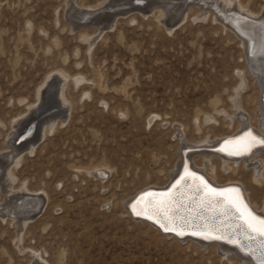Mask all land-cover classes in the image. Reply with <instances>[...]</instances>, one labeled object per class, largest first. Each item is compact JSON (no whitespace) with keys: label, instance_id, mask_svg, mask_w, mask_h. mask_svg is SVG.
I'll return each instance as SVG.
<instances>
[{"label":"rangeland","instance_id":"rangeland-1","mask_svg":"<svg viewBox=\"0 0 264 264\" xmlns=\"http://www.w3.org/2000/svg\"><path fill=\"white\" fill-rule=\"evenodd\" d=\"M103 1L0 0V157L7 158L0 168V264H33L40 256L48 264H244L214 243L162 234L126 207L139 188L168 183L185 145L216 140L239 117L258 122L257 78L245 38L231 25L234 6L221 20L212 6L190 2L182 10L173 1L183 16L174 26L157 19L166 13L158 6L101 28L79 19L81 8ZM236 1L264 10V0ZM56 72L64 75L53 83L61 95L27 115L24 127L35 126L36 139L15 142L13 151L9 135L18 129L11 122L24 118L40 85ZM55 105L59 115L44 113L56 112ZM232 114L239 116L230 123ZM201 147L192 148L191 161L209 169ZM211 161L217 180L242 181L264 205V181L253 190L251 172H222L214 155ZM7 175L14 194L4 185ZM20 192L40 193L42 201L32 218L19 221L8 212Z\"/></svg>","mask_w":264,"mask_h":264},{"label":"bare ground","instance_id":"bare-ground-1","mask_svg":"<svg viewBox=\"0 0 264 264\" xmlns=\"http://www.w3.org/2000/svg\"><path fill=\"white\" fill-rule=\"evenodd\" d=\"M119 1L120 0H104L102 2V4L100 3L99 5H96L94 7H88L85 9L81 8L80 10L83 11L84 13H83V17H81L79 19L80 20L82 19L81 20L82 22L85 20H89V19H92L96 22L98 21V23L101 24L100 25V28H101L103 26L102 24L108 22V19L110 17L109 14L112 15V13H114L113 12L114 4L116 2H119ZM131 1L135 2L137 5H145L147 3L148 4L151 3L152 5H154V7L158 6V7L163 8V10L166 11L165 16L167 15V17L165 19L162 18L161 20L157 17V19L159 21H161L163 23V25L165 24V22H169V21L176 22L177 20H180L181 18H183V16H181V13L179 11L177 12V10L179 9V8H177V5L173 6L175 4V3L173 4V1L174 2L178 1L179 7L182 6V10L190 2H194V3L199 4V5L201 4L204 7L207 5L212 6L213 7L212 9L214 10V12H216L218 14V16L220 17L221 20H223V19L221 18L220 15H223V16H225V18H227V16H226L227 12H229L231 10L230 8L232 6H234L233 10H231V11H235L238 14V17L233 19L236 24H234V23L231 24V25H233L232 27L234 28V29L233 28L232 29L235 30L237 32V34H239V36L245 38L242 40L243 41V47H244V51L246 53L247 61L249 62V68L253 71V73H255L254 77L257 78L258 89H259V101H258V108H257V113H256L257 118H258V122L256 124L251 123L249 120H246L244 117H241V118L239 117L234 129L231 130V132H224V133L219 134L218 138L216 140L209 142V143L206 141V142H203L201 144H196V145H193V144L192 145H189V144L185 145L184 146V152H182L183 150L180 152V159L176 163V165L173 167V170L170 172L169 177L166 181L169 183L170 180H172V178L174 176H176V174L180 170L182 160L187 159V160H189L190 165L189 166H187V165L183 166L182 172L186 174V177L180 181L179 185L175 188H173V186H172L169 190H167L165 192H158V193L157 192H150V191L143 192V191H145L149 188H164L168 185V183L164 184L162 187H158V186L156 187V186H152V185L151 186H143L142 188H139L138 190H136V192L133 194V196L128 199L127 204L129 203V201L132 198H134V196L139 194L136 197V199H134L131 203L128 204V207L126 204L127 210L130 214L137 215L136 213L139 212V213H141L140 215L147 217V218L149 215H152L153 218L150 220L157 222V219H159L160 225L164 224L168 228H174L176 232L190 231L193 233H198L204 238H205V234H207L211 237H220L221 239H225L226 241L230 242L233 245H229V244H226L223 242H210V243H214L219 248L226 250V252L227 251L233 252L238 258H240L243 261L245 260L244 264H254L253 262H256L258 260V258L261 255H263L262 252H264V248H263L264 244H262V243H264V238H263V240L260 239L262 241H260L258 238H256V240H254L251 243L250 240L246 239V237H247L246 235H241V237H244V239H242V241H238V239L236 238L235 235L232 237H229V236H226L224 234L218 233L216 230V228L219 225L218 223H213V225H209V221L202 220L200 222L201 225H199V224H197L199 222V220L196 219V222H194L196 224H192L191 216L194 214L195 211L199 210L200 206H203V207H205L204 205L218 206L220 199L222 197L217 198L216 200L212 201L211 203H209V202H204L205 204L201 203L202 191L197 190V185H199L200 181L193 179V176H195V177H198V176H196V174L191 172L190 170H195L197 172L204 174L208 178V180L216 186L227 185V184H234V185L238 186L241 190V193L243 195V199L245 200V202L253 210H255L258 214L264 216V205L262 204V206H259L253 201V199L251 198L250 193H249V188L242 181L233 180L232 178H229V175L223 181L217 180V178L215 177L216 176L215 172H213V170L215 169V165H214V162L211 161V156L214 155L216 161L219 163V169L222 172L226 171V170H231V172H234L235 170H237L238 167H241L242 170L251 172V175H252L251 180H253V182H254L253 184H255V187H252V189L257 191V190H259L258 186H259L260 182L264 181V159L262 158V156L264 155V146L256 148L249 156L241 157V158H227V157H224V156L217 154L215 152L203 150V151H201L202 160H204L205 163H209V166H210L209 169H206V167L203 165V163L201 165H198V164L196 165V163H193L191 161V156H192L191 150H193L192 149L193 147L196 148V147L206 146V147H201L202 149H204V148L206 149V148L216 144L223 137L233 135V134H235V133H237V132H239V131L247 128V127L250 128V131L247 133L246 132L243 133L240 137L241 141L243 138L244 142H239V140H236V142H234L230 145H227V147H224L223 151L228 152L230 154H236V153L244 152L246 149H248L247 148L248 142H251L252 138H255V141H258L255 134L260 135L264 139V38L262 40L259 37L260 32H262V34L264 35V10L261 11V13H260V10L252 11V10L248 9L247 7H244L243 5H241L240 2L236 1V0H131ZM68 5H69V2H68ZM70 6L71 5H69V7ZM171 6H173V8H175L177 16L173 15V14H175V10L173 8H172L173 10H171ZM154 7L150 10V12H152ZM74 8H75V6H74ZM94 12H96L95 15H93ZM172 12H174V13L171 14ZM143 13L144 12H142V14ZM145 14H149V13H145ZM112 17H113L112 20H114L116 16H112ZM105 18L107 20H105ZM196 18H203V17L202 16L201 17H195L194 19H196ZM242 21L245 23L243 25L242 31H240L238 28L240 27ZM172 22H169V23L172 25ZM253 25L257 26L258 31L253 32V30H252ZM164 26H166V25H164ZM167 30H171V29L168 28ZM261 43H263V45ZM259 44L261 46H257ZM61 75L63 76V80H64V75L61 72L48 74L46 79L44 78L45 80L43 81V83L40 85V87L37 90L36 103L33 102L28 106V109H27L28 113L26 112L27 113L26 115L24 113V115H25L24 118H18V119H15L11 122L12 128L16 127L18 129V131L16 133L9 135V136H11L10 144L12 145L13 151L17 150V146L15 147L14 144H15V142H17L18 136L21 135L24 131H26V132L32 131V133L28 134V136L24 137L22 140H20L17 143H21V144L22 143H28L31 141V139H36V133L37 132L34 131V129L36 127L35 126L30 127L31 123L27 127H24V124L27 123V121H29L28 120L29 116H27V115L29 114L30 116H32V113H33V115L36 114L37 112L39 113V111L42 107L43 108L47 107L46 101L51 96V94H49L50 89L55 88L53 83H55L56 80L59 79V76L61 78ZM242 88H244V78L241 77V83L235 89V97L236 98H234V106L237 109L239 108L237 97L240 95ZM53 93L55 94V98H56L57 95H59V96L61 95V89L59 88L58 90H56V88H55V92H53ZM63 104H65V103H63ZM55 107L57 108V107H59V105H55L54 108ZM242 108L243 107H241V109ZM44 113L47 115H50V114H58L59 115V113H61V112L59 111V108H58L56 110V112L49 113L47 111L46 112L44 111ZM44 113H40L38 116H40L41 114H44ZM63 116H64V114H63ZM234 116H236V115L232 114L228 117V118H230V120H229L230 123H231V120ZM237 116H239V115H237ZM61 118L64 119L62 116H61ZM42 124H44V122ZM48 130H49V128H48ZM43 132H45V131L43 130ZM43 134L42 133L39 134L38 140H40L43 137ZM28 137H31V138L28 139ZM34 141H36V140H34ZM252 145H255V143H253ZM31 149H33V146L31 147ZM0 158H1V161H0V165H1L0 168H1V167H3L2 163L5 162L7 158H4L3 155ZM19 160H20V158L17 159V161L15 163H18ZM4 172H6V169H4ZM97 173H99L100 174L99 176H101L102 174H104V170L98 168ZM11 182H12V176L7 175L5 177L4 185L9 186V185H11ZM4 188H3V190H4ZM9 188L11 190V186H9ZM224 191H228L231 193V195L239 197L238 193L232 188L225 189ZM4 192H5V190H4ZM141 192H143V193H141ZM14 193L15 192L13 190H11L10 194H14ZM17 195L19 197L16 199L15 202H13L14 204L11 205L12 207L9 208L10 211L8 212V214L11 217V219L20 221V220H23V219H21V217L25 218L24 216H28V215L33 216L39 211V206H41L40 204L42 201V197H41L40 193H23V194H21V192H20ZM162 197L169 198V206L171 208V212L169 213V216L172 217L171 220H166L162 216L157 217L153 214V210H152L150 205ZM193 197H195V198H193ZM20 201H22V202H20ZM18 202H20V203H18ZM26 208L31 210V211L28 210V211H25V212L18 214V211L19 212L21 210L23 211V209L25 210ZM2 210H1V212H2ZM7 211H8V209H7ZM29 218H32V217H29ZM174 219H177L176 225L174 224L175 222H172V220H174ZM24 220L25 221H23L24 222L23 224H25L27 222L26 219H24ZM146 222H148V221H146ZM183 222H185V223H183ZM179 223H181V225H183V226L182 227L179 226ZM177 225H178V227H176ZM191 225H193V227ZM183 227H185L186 229H183ZM213 230H216V231H213ZM198 243H201V242H198ZM246 253H248V254H246ZM34 262L35 263H33V264H43L42 262L48 264L46 262V260H44L41 256L38 259L35 258Z\"/></svg>","mask_w":264,"mask_h":264},{"label":"water","instance_id":"water-1","mask_svg":"<svg viewBox=\"0 0 264 264\" xmlns=\"http://www.w3.org/2000/svg\"><path fill=\"white\" fill-rule=\"evenodd\" d=\"M113 7H114L113 8L114 13H112V15L109 14L110 17L108 19V22H110L113 19L112 16H116V17L123 16L127 13L134 11V10L144 12V13H149L150 10L154 7V5H152L151 3L150 4L147 3L145 5H137L135 2H132L131 0H120L119 2H116ZM95 14H96V12L93 13V15H95ZM166 17H167V15L163 18L165 19ZM85 21H89L91 24H97L92 19L85 20ZM176 22H172V25L174 26ZM80 23H82V22H80ZM165 23H166V25L170 24L169 22H165ZM53 92H55V88L50 89V92H49V94H51L52 97H55V94ZM57 109H58V107H57ZM249 131H250V128L247 127V128H245V129H243V130H241V131H239L233 135L223 137L216 144L206 148V150L211 151V152H215V153L220 154V155L227 157V158H241V157L249 156L256 148L264 146V143H259V141H264V139L258 134H255V136L258 139V141L255 143V145H252L250 148L247 147L248 149H246L244 152H240V153H236V154H230L228 152L223 151L224 147H227V145H230V144L236 142V140H239V142H241V139H240L241 135L243 133H245V132L247 133ZM30 133H32V131L31 132L24 131L21 135L18 136L17 142L22 140L24 137L28 136V134H30ZM183 150H184V148H183ZM184 165L189 166L190 165L189 160H187V159L182 160V164H181L179 172L176 174V176H174L172 178V180H170V182L168 183V185L166 187H164V188H149L143 192H146V191L157 192V193L158 192H165V191L169 190L172 186H173V188L177 187L179 185L180 181L186 177V174L182 172ZM190 171L195 173L196 176H198L199 178H202L211 188L216 189L217 191L222 192L225 189H229V188L234 189L238 193L240 200L243 202L244 205L247 206L248 210L252 213V215L255 217H258L259 219H264V216L258 214L255 210H253L245 202V200L243 199V195L241 193V190L238 186H236L234 184L216 186V185L212 184L204 174L197 172L195 170H190ZM143 192H141V193H143ZM138 195L139 194L134 196V198H132L129 201V203H131L134 199H136V197ZM193 198H195V197H193ZM218 198H221V197H218ZM128 204H127V207H128ZM223 204H224V200H223V198H221L218 206H208V205H204L205 207L200 206L199 210L197 209L198 211H195L194 214L191 216L192 224H196V223H194V222H196V219L199 220V222L197 223L199 225H201V223H200L201 220H207V221H209V225H213V223L219 224L218 227L216 228L218 233L224 234V235L229 236V237H232L235 235L236 238L238 239V241H242V239H244V237H241V235H246L247 236L246 239L250 240L251 243L254 240H256V238H258L259 240L260 239L263 240L264 235H262L258 232H253L250 229H248L247 226L245 225V223L242 221V219L239 218V213L233 208L222 207ZM130 216L132 218H135V219L146 220L154 228H156L160 233L175 236L176 238L181 239V240L182 239H191V240L196 241V242L197 241L201 242L202 244H206V243H210V242H223V243H226L229 245H233L230 242L226 241L225 239L215 238V237L204 238L200 234L194 235L193 232H190V231H185V232H183L184 233L183 235H178L177 234L178 232H176L175 230L174 231H165L164 227H162L160 225V223H157L156 221L150 220L147 217H144L142 215L130 214ZM172 222H175L174 224L176 225L177 219L172 220ZM183 223H185V222H183ZM179 226L182 227L183 225H181V223H179ZM191 226L193 227V225H191ZM176 227H178V225ZM183 229H186V228L183 227ZM216 230H213V231H216ZM262 240H260V241H262ZM262 244H264V243H262ZM262 253H263V255H261L256 262H253L254 264H264V252H262ZM246 254H248V253H246Z\"/></svg>","mask_w":264,"mask_h":264},{"label":"snow or ice","instance_id":"snow-or-ice-1","mask_svg":"<svg viewBox=\"0 0 264 264\" xmlns=\"http://www.w3.org/2000/svg\"><path fill=\"white\" fill-rule=\"evenodd\" d=\"M243 138H242V141ZM255 138H252L251 142H248V147L250 148L253 143H256ZM259 143H264V141H259ZM191 175V174H190ZM193 179L199 180L200 183L197 185V190L202 191L201 196V203L209 202L216 200L218 197H222L224 200V204L222 207L224 208H233L239 213V218L242 219L247 226L248 229H250L253 232H258L262 235H264V219H259L258 217H255L252 215V213L248 210L247 206L243 204V202L239 199L238 196L231 195L228 191H217L216 189L211 188L202 178L193 176ZM151 208L153 210V214L157 217H163L166 220H171L172 217L169 216V213L171 212V208L169 206V198L162 197L158 200H156L154 203H152ZM137 215H140L141 213H136ZM153 216L149 215L148 219H152ZM157 223H160V220L157 219ZM162 227H164L165 231H174V228H168L164 224H161ZM178 235H183V232H178ZM194 235L198 233H193ZM205 238H213L207 234H205ZM220 238V237H215Z\"/></svg>","mask_w":264,"mask_h":264}]
</instances>
